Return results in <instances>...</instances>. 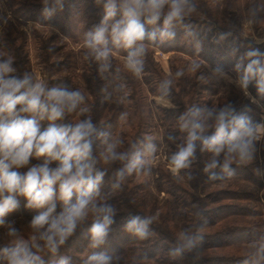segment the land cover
Here are the masks:
<instances>
[{"label": "trees", "instance_id": "16d2710c", "mask_svg": "<svg viewBox=\"0 0 264 264\" xmlns=\"http://www.w3.org/2000/svg\"><path fill=\"white\" fill-rule=\"evenodd\" d=\"M10 8V14L15 21H34L40 25L57 29L64 36L74 42L82 44V53L85 58L84 71L81 78L84 84L70 85V81L52 79L50 86L65 85L71 90H79L85 97L81 107L88 111L83 115L76 113L66 117L65 123L79 119L91 118L98 130L109 133L111 140H122L121 151L132 153L143 148L150 137L158 149L161 142L155 133L154 122L157 120V130H161V140L167 143L165 147L166 160L169 163L171 155L183 143L186 134L179 131L178 117L193 105L208 107L210 100L205 98L206 93L214 94L216 81L206 76L207 68L219 66L223 72L232 73L238 80V73L234 70L235 64L249 49L258 48L264 53V39L255 41L245 36L240 29L245 15L241 13V0H192L196 10L191 12L183 24L176 25L173 31L175 38L155 43L145 41L146 55L143 57L144 68L139 76L128 71L124 62L118 57H126L124 49H116L111 43V67L103 76L99 73L98 63L87 58L88 49L85 47V35L94 31L100 25L103 10L94 0H65L62 10L56 8L51 16L44 12L43 0H5ZM221 5V6H220ZM245 13L252 14L255 19L264 15V0H248ZM223 17H226L225 20ZM0 16V24L2 22ZM162 25V21L158 26ZM152 31V26H146ZM4 28L0 37V54L4 58L19 56L25 53L26 33L18 36L14 28ZM26 40V41H25ZM18 44V45H17ZM17 45V46H16ZM42 49L55 51L54 47L42 44ZM154 48L163 52H172L176 55L170 61V74L154 59ZM20 53V54H19ZM116 55V57L112 56ZM188 58L186 60L185 58ZM200 65L196 71H191L190 61ZM69 67L72 65L70 58ZM247 60H245V64ZM13 66L21 76L26 68L20 65V60H14ZM178 71L183 72L177 77ZM171 80L169 93L164 94L162 84ZM60 81V83H59ZM64 86V87H65ZM248 91L257 102L253 103L243 90L232 89V97L221 99L222 106L231 103L236 111L246 112L256 123H264L260 109L264 106V98L257 96L255 81L249 84ZM162 96L169 100L170 107L155 106L151 109L149 96ZM154 110L155 116L152 114ZM153 116V117H152ZM48 122H42V129ZM211 131L209 132V135ZM175 140H169V136ZM105 145L97 139L93 146L94 155L99 163L97 168L106 171L104 182L101 185V194L109 198V202L117 208L114 223L111 225L106 244L98 250L88 247V229L90 221L78 227L58 253L53 255L46 250L41 256L46 264H56L61 256L70 257V264H82V259L92 251H105L109 254L121 256L119 264H241L244 254L250 251V242L257 240L264 234V136L255 143L253 159L247 163H233L234 175L227 176L216 169L218 175H224L222 180L210 181L204 172V166L210 158V153L197 150L196 159L188 169L181 170L180 176H175L163 165L153 169L156 176L157 190L165 198L162 218L166 219L167 227L152 222L149 226L151 235L140 240L124 230L126 221L133 216H152L157 209L158 202L150 203L143 208L142 199L148 180L142 177L145 173H134L127 176L121 188L113 190L111 181L113 173L123 167V164H104L100 154ZM261 156V158H260ZM147 156L145 157V159ZM42 161L32 159L31 163ZM55 166V163L52 165ZM146 168H150L146 163ZM27 169H20L21 172ZM191 173L192 179H188ZM187 180L184 184L181 180ZM214 183V185H212ZM220 184V185H219ZM143 192V193H142ZM20 207L6 217L7 222L14 221L20 234L27 239L29 233L26 224L37 214L36 209L25 207L27 201L20 197ZM61 210L58 203L57 212ZM182 221L183 225L176 227L173 223ZM183 230H190L193 235H202L203 241H197L191 252H185L182 257H172L170 250L176 247L177 236ZM11 238L7 232L0 230V248L8 246ZM203 252L199 255V252ZM0 264L6 261L0 259Z\"/></svg>", "mask_w": 264, "mask_h": 264}, {"label": "clouds", "instance_id": "9594fccd", "mask_svg": "<svg viewBox=\"0 0 264 264\" xmlns=\"http://www.w3.org/2000/svg\"><path fill=\"white\" fill-rule=\"evenodd\" d=\"M102 6L103 17L94 31L85 35L88 49L86 57L98 63L101 76L111 67V43L116 49H124L125 68L139 76L144 68L146 40L155 43L175 38L173 28L184 23L196 10L192 0H94ZM44 12L51 16L56 8L62 10L65 0H43ZM162 21V25L158 26ZM146 26H152L148 31ZM245 60L247 63L245 64ZM14 57L0 54V227L7 226L8 246L0 248V259L6 264H46L41 256L45 250L53 255L74 235L78 227L90 221L88 247L101 249L107 242L111 225L117 214L115 205L101 194L106 171L97 168L99 163L93 146L97 139L105 145L100 159L104 164L120 162L123 167L113 173L111 188L117 190L127 176L144 172L145 157L153 156L157 149L150 137L143 148L132 153L121 151L122 140H111L110 134L98 130L92 119L84 118L65 123L68 115H83L87 107H81L85 97L79 90L67 87H49L44 79H37L25 72L16 76ZM199 64L191 65L196 71ZM237 83L253 103L257 100L248 91L255 81L257 96L264 98V53L258 48L249 49L234 66ZM216 73H223L217 66ZM178 71L176 76H182ZM172 84H162L167 95ZM47 127L42 129V122ZM179 131L185 133L170 159L171 171L179 174L191 167L197 150L210 153L204 166L208 180L216 181L234 175L233 163H247L253 159L255 143L264 136V123L254 122L246 112H237L231 103L222 106L188 107L178 117ZM211 134L209 135V132ZM169 140H175L169 136ZM32 159L42 161L31 163ZM53 163L55 166L53 167ZM27 169L21 172L20 169ZM222 173L218 175L215 171ZM193 177L188 174V179ZM20 197L27 201L25 207L36 209L29 222L32 230L25 239L6 217L18 210ZM58 203L61 210L57 212ZM151 216L130 217L124 230L140 240L151 233ZM202 235L183 230L177 236L176 247L170 250L172 257H182L191 252ZM121 256L105 251H92L82 259V264H119ZM56 264H70V257L61 256ZM241 264H264V234L250 242V251L244 254Z\"/></svg>", "mask_w": 264, "mask_h": 264}, {"label": "rangeland", "instance_id": "374dc122", "mask_svg": "<svg viewBox=\"0 0 264 264\" xmlns=\"http://www.w3.org/2000/svg\"><path fill=\"white\" fill-rule=\"evenodd\" d=\"M222 1L223 0H220L221 3ZM241 5L243 9L241 10V13L245 15V19L241 20L239 26L240 29H242L243 34L249 38L254 39L255 41L263 40L264 15L261 17V19H258L257 17H255L254 19L252 17V14L245 13V11L248 9V0H241ZM0 16L2 18V22L0 24V37L3 35L4 26L5 28H9L12 26L15 30L14 34L15 36H18V39H20V35L23 32L27 35V42L25 43L24 47L25 53H19V56H16L18 54L17 50L12 53V55L15 56L16 59L20 60V65L26 68V72L31 73L37 79L46 80L49 87H51L49 82L52 81V79H61L60 81L66 79L71 83L70 85H68V87L72 86V83H79L80 85L84 84V81L81 78V74L84 71L85 58L82 53L81 43L70 40L53 27L40 25L34 21H15L10 14L9 5L7 2H5V0H0ZM223 18L227 20L226 17ZM42 41L44 42L45 46L54 47L55 51L51 53V50L47 51L44 48L42 49V47L40 46L42 44ZM153 55L155 61H157L162 68V71H164L166 74H170V61L173 60L176 55L172 52H163L157 48H154ZM112 56L116 57V55ZM70 58L72 61V65L69 67V64H71ZM118 58L125 63V57L119 56ZM185 59L188 60L187 57ZM189 61L191 65L197 64L194 61ZM16 72H19V70L17 69ZM206 76L216 81L217 84V89L215 90L214 94H205V98L210 100L208 107L218 106L219 103L224 102V99L227 100L228 98L232 97V89H239L237 78L232 73H216L214 69L208 67ZM57 86L64 87L65 85H62L61 82L60 85ZM251 97L253 96L251 95ZM149 102L151 109H155V106L157 105L166 107L171 106L169 100L162 96H149ZM260 111L262 113L261 118H264V106L262 109H260ZM152 113V115L156 117L154 110L152 111ZM153 122L156 131L155 134H158L157 136L160 137L158 139L160 140L161 145L153 156L146 158L151 171L149 174H144L142 177L148 180L150 185L147 186L146 191H143L144 193L142 192L144 194L142 205L143 208L146 209L150 202V204L153 205V202L156 200L158 202V205L156 207L157 209L152 213L151 217L153 218L154 222L158 223L160 226L164 225L167 227L166 219L162 218V212L164 211V206L166 204L165 198L163 196V193L156 189L157 174L155 175V173H153V169L161 164L165 168H167L168 171L173 175L180 176L181 174L173 173L171 171V165L166 160L165 154V147L167 146V143L161 140V130H157V120L156 122L153 120ZM262 137L263 136H261L259 140H261ZM181 180L184 184H187V180L183 179L182 176ZM212 185H214V183ZM176 224L179 227L183 225L182 221L180 220H178V222L176 223H173L175 227ZM14 226L16 225L14 224ZM26 229L29 233L28 235L30 236L32 230L29 227V222L26 224ZM0 230L7 232V226L5 225L3 227H0ZM202 253L203 252L201 251L198 254L201 255Z\"/></svg>", "mask_w": 264, "mask_h": 264}]
</instances>
